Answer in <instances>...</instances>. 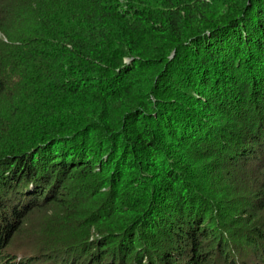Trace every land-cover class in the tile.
Wrapping results in <instances>:
<instances>
[{
	"label": "trees",
	"instance_id": "16d2710c",
	"mask_svg": "<svg viewBox=\"0 0 264 264\" xmlns=\"http://www.w3.org/2000/svg\"><path fill=\"white\" fill-rule=\"evenodd\" d=\"M35 215L57 264H264V0H0V264Z\"/></svg>",
	"mask_w": 264,
	"mask_h": 264
},
{
	"label": "rangeland",
	"instance_id": "374dc122",
	"mask_svg": "<svg viewBox=\"0 0 264 264\" xmlns=\"http://www.w3.org/2000/svg\"><path fill=\"white\" fill-rule=\"evenodd\" d=\"M48 215H50V213ZM45 220H47L46 215H35V216L30 217V219L26 220L23 223L22 225L23 228L21 232L18 234V236L15 237V242H12L9 245L10 246L9 253L15 256L16 260L18 258L28 259V258L35 256L36 259L38 257L41 258V261L43 264H57V262H59L58 253L56 252V250L54 251V255H53L54 258L52 259L47 260L43 256L44 254L51 255L53 251L49 250L51 252H44L45 249H42L40 247L44 246V243L46 242V240L42 238L41 240H39L36 238L38 235L41 236L42 233H44L43 229H41L40 227H36L38 226V224L36 223L41 221L40 224L42 225L45 223L42 221H45ZM31 232H34L35 237L33 239L31 237L32 235ZM38 249H40L39 252H38ZM36 254L38 255L36 256ZM42 263L38 262V264H42Z\"/></svg>",
	"mask_w": 264,
	"mask_h": 264
}]
</instances>
